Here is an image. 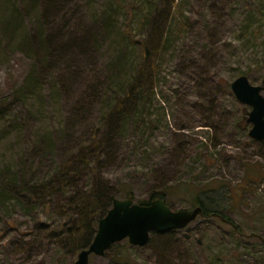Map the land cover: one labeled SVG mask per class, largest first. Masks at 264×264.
<instances>
[{
    "label": "rangeland",
    "instance_id": "1",
    "mask_svg": "<svg viewBox=\"0 0 264 264\" xmlns=\"http://www.w3.org/2000/svg\"><path fill=\"white\" fill-rule=\"evenodd\" d=\"M243 1L76 0L70 5L77 11L75 30L82 20L88 29L108 33L97 54L79 64L85 73L84 85L93 80L95 71L102 78L110 73L109 65L118 58L115 82L120 83L134 66V54L139 50L133 42L139 37L147 33L176 35L161 55L155 95L147 108L140 109L142 118L136 117L140 129L134 127V119L123 123L117 157L107 159L100 173L114 184L122 182L132 188V201L137 204L148 201L159 187V179L167 178V190L172 194L165 202L173 210H193L197 201L192 197L198 195L230 221L200 216L184 229L152 232L145 246L125 239L103 256L92 254L89 264H264V143L250 137L249 123L244 130L240 120L244 111L249 117L251 107L240 103L231 88L240 76H246L252 85H263L264 0H250L252 6ZM13 43L0 35V101L13 97L18 101L0 120V171L13 158H22L29 138L51 140L48 134L59 131L58 147L74 146L75 133L89 130L98 123L99 115L107 117L122 101L116 102L114 93L104 92L90 102L92 114L72 127L74 133L70 127L68 133L62 132L68 121L65 117L76 103L74 97L60 99L55 88L33 91L29 96L24 94L26 90L20 91L34 62ZM19 117L29 122L9 128ZM212 201L216 203L212 205ZM11 214V208H1L0 264H54L57 254L48 255L54 243L30 250L28 238L16 228L1 231L3 219ZM13 217L20 231L34 227L30 216ZM30 254L32 258H28ZM61 257L60 264H74L78 258Z\"/></svg>",
    "mask_w": 264,
    "mask_h": 264
},
{
    "label": "trees",
    "instance_id": "2",
    "mask_svg": "<svg viewBox=\"0 0 264 264\" xmlns=\"http://www.w3.org/2000/svg\"><path fill=\"white\" fill-rule=\"evenodd\" d=\"M73 1L76 0H0V35L9 43L14 41L13 44L22 48L34 62L29 80L23 82L20 91L26 90L24 94L29 96L33 91L47 92L55 88L60 99L74 97L76 101L72 113L65 117L68 121L62 132L70 127L74 133L73 128L92 114L90 102L99 99L104 92L114 93V97L118 95L119 99L112 98L116 102L122 100L107 117L99 115L98 123L90 125L89 130L75 133L74 146L58 147L59 131L48 134L51 140L45 136L37 141L29 138L22 158H13L0 171V211L4 207L11 208L13 214L3 219L1 231L16 228L21 236L28 238L26 245L30 250L54 243L52 254V250L48 253L50 256L57 254L54 264H60L61 256L74 261L82 251L89 249L99 222L119 199L117 193L130 200L135 198L132 188L128 189L122 182L114 184L100 172L107 159L114 161L117 157L123 123L134 119V127L140 129L136 126L137 118L143 116L140 109L147 108L155 95V83L161 77V55L176 36L175 33H147L139 37L133 42L139 50L134 54V66L120 83L115 82L120 70L118 58L109 65L110 73L104 75L105 81L102 73L95 71L93 80L84 85L85 73L79 64L84 58L97 54L99 44L105 41L108 33L100 28L88 29L80 18L75 30L73 19L77 11L70 8ZM155 3L153 1V5ZM242 3L253 5L250 0ZM171 12L173 8L168 18L173 15ZM32 14L37 15L36 19ZM125 35L134 40L131 34ZM17 102L14 97L8 102L0 101V120L18 106ZM246 115L244 111L240 120L244 130L250 127ZM16 119L10 122L9 128L29 122L25 117ZM168 181L167 178L165 181L159 179L156 183L159 187L154 188L148 201L140 204L149 205L157 199L165 202L172 194L167 190ZM198 198V195L192 197L197 201L193 207L203 208L202 218L230 223L217 206L210 208ZM16 214L32 217L34 227L20 231L19 226L13 224ZM28 258H32L31 254Z\"/></svg>",
    "mask_w": 264,
    "mask_h": 264
},
{
    "label": "water",
    "instance_id": "3",
    "mask_svg": "<svg viewBox=\"0 0 264 264\" xmlns=\"http://www.w3.org/2000/svg\"><path fill=\"white\" fill-rule=\"evenodd\" d=\"M231 88L240 103L251 107L247 120L251 125L250 137L264 141V81L263 85L255 86L246 76H240L232 82ZM202 213L201 206L193 210L175 211L161 199L149 205L116 199L99 222L92 245L78 255L75 264H89L92 254L103 256L113 245L125 239H129L132 245L145 246L152 232L167 233L184 229Z\"/></svg>",
    "mask_w": 264,
    "mask_h": 264
}]
</instances>
